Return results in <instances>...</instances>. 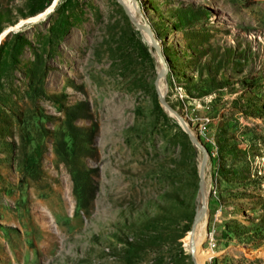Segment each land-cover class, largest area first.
I'll return each mask as SVG.
<instances>
[{"label": "rangeland", "instance_id": "rangeland-1", "mask_svg": "<svg viewBox=\"0 0 264 264\" xmlns=\"http://www.w3.org/2000/svg\"><path fill=\"white\" fill-rule=\"evenodd\" d=\"M128 1L156 51L115 0H0V34L49 9L0 39V264H196L157 74L203 264H264V0Z\"/></svg>", "mask_w": 264, "mask_h": 264}, {"label": "water", "instance_id": "water-1", "mask_svg": "<svg viewBox=\"0 0 264 264\" xmlns=\"http://www.w3.org/2000/svg\"><path fill=\"white\" fill-rule=\"evenodd\" d=\"M120 7L122 8V11L124 12L125 16L128 18L129 22L136 28V30H138L141 33H145L148 37V42L151 44V46L153 47V49L156 51V46L155 43L153 41L152 35L150 33V31L148 30V28L142 24H140L139 22H137L128 12V10L126 9V7L124 6V4L122 3L121 0H115ZM42 13V12H41ZM40 14V13H38ZM46 14V11L43 12V15ZM31 18V17H30ZM27 19H23L22 21H25ZM28 23V22H27ZM19 27V26H18ZM13 28H16V26L13 27H9V29H7L4 32H1V36H5L9 31H11ZM161 78V75L157 74L154 78L153 81V88L154 91L158 97V101L159 104L163 107V109L168 112L171 116H173L178 123L180 124L182 130L184 131V133L188 136L189 140L200 150L201 152V161L199 164V168H198V189H199V195H200V200H199V209L197 210V212L195 213L194 219L192 221L191 224V228L189 231V250L190 253L194 252V234L196 231V228L198 226V224L202 221L203 217H204V203H205V198H204V184H203V171H204V164H205V151L204 148L201 146V144L197 141V139H195L194 137H192L190 135V133L188 132V130L186 129V127L184 126L183 122L181 119H178V117L175 115V113L172 111V109L167 105V103L163 100L162 95L160 94L159 88H158V80Z\"/></svg>", "mask_w": 264, "mask_h": 264}, {"label": "bare ground", "instance_id": "bare-ground-1", "mask_svg": "<svg viewBox=\"0 0 264 264\" xmlns=\"http://www.w3.org/2000/svg\"><path fill=\"white\" fill-rule=\"evenodd\" d=\"M121 1L124 4V6L126 7V9L128 10L129 14L135 19V17H134V9H133V6L130 4V2L128 0H121ZM47 11H49V9ZM42 16H43V14H39V15H37L35 17H32V18H29V19H27L25 21H20L15 26L17 28L18 26H21L22 24H25L27 22L28 23L29 22H34L35 20H37L38 18H40ZM1 34H0V39L2 38ZM142 34L144 35V37H146V39H148V37H147V35L145 33H142ZM204 198H206V188H205V186H204ZM203 227H204V219H202V221L198 224V226L196 228V231H195V234H194V239H193L194 240L193 241L194 242V252L190 253L191 256L193 257L194 261L196 262V264H203V261H207L214 254L213 251L210 250L209 248L208 249L204 248V231H203ZM184 246L186 247L187 250L189 249V235H187L184 238Z\"/></svg>", "mask_w": 264, "mask_h": 264}, {"label": "trees", "instance_id": "trees-1", "mask_svg": "<svg viewBox=\"0 0 264 264\" xmlns=\"http://www.w3.org/2000/svg\"><path fill=\"white\" fill-rule=\"evenodd\" d=\"M41 1V0H38ZM49 1V0H47ZM42 9V5H40V7L38 8L37 11H40ZM34 14V12H31V14H29V16H32ZM84 109V111H88V106L87 104L81 102L78 103L77 105L71 107L70 109H68L67 111H65L64 113V126H65V130L67 133V136L69 138L70 141V145L71 146H75V144L77 143L78 139H80L78 137V133H79V129L74 125V122L77 119L80 118H86L87 114H83V115H79L78 113ZM62 142H58L57 146H56V154H58V156L60 157L61 161L66 162L67 161V156L66 154H70L69 151H67V149L65 147H62Z\"/></svg>", "mask_w": 264, "mask_h": 264}]
</instances>
